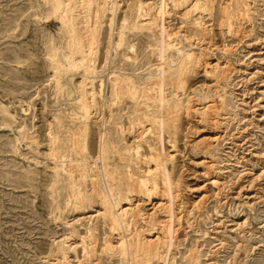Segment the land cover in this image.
Here are the masks:
<instances>
[{
	"label": "rangeland",
	"instance_id": "1",
	"mask_svg": "<svg viewBox=\"0 0 264 264\" xmlns=\"http://www.w3.org/2000/svg\"><path fill=\"white\" fill-rule=\"evenodd\" d=\"M0 264H264V0H0Z\"/></svg>",
	"mask_w": 264,
	"mask_h": 264
},
{
	"label": "bare ground",
	"instance_id": "2",
	"mask_svg": "<svg viewBox=\"0 0 264 264\" xmlns=\"http://www.w3.org/2000/svg\"><path fill=\"white\" fill-rule=\"evenodd\" d=\"M73 1V0H72ZM54 5H56V4H54ZM76 9V8H75ZM165 11V10H164ZM159 12H161L160 10H159ZM88 13V12H87ZM157 14V13H156ZM78 15V14H77ZM74 20H75V17L74 16H71L70 18H68L67 19V21H68V25L69 26H67L68 28H69V31L71 32L70 34L72 35V37L76 40V39H78V37H77V35H78V30L79 29H75V27L73 28V24H74ZM66 21V22H67ZM153 24V23H152ZM82 30H83V33H88V32H90V30H89V28L87 27V26H85V25H83V27H80ZM160 32H161V30H160ZM79 34H81V32H79ZM85 34V35H86ZM88 36V35H87ZM91 36H93L92 34H91V32H90V34H89V37H90V39H89V41L85 44V41H84V46L86 47H88L89 49L88 50H90V47H91V42L93 41L92 40V38H91ZM77 37V38H76ZM80 37H82V36H80ZM85 37V36H84ZM87 39H88V37H86ZM85 38V39H86ZM85 39H83V40H85ZM86 39V40H87ZM83 40L81 41V42H83ZM83 52H85V48L83 47ZM161 51V50H160ZM89 54H90V52L89 51H87ZM180 53H181V51H179ZM86 53V52H85ZM87 53V56L89 55ZM182 54L183 55H186L187 57L188 56H190V54H188V53H183L182 52ZM181 54V55H182ZM182 55V56H183ZM83 56V59L85 58V54L84 55H82ZM90 57V56H89ZM186 57V58H187ZM184 58V57H183ZM85 59H87V58H85ZM167 63V62H166ZM171 65V64H170ZM174 65V64H173ZM95 70V69H94ZM181 70V69H180ZM119 83H120V81L119 80H114V82H113V84H112V87H111V94L112 95H115V96H122V94L124 95V93L125 94H129L132 98L133 97H136L137 95V93H136V91H135V89H133L132 87L133 86H126V87H122L121 86V84L119 85ZM165 85V84H164ZM136 88V87H135ZM160 89H161V87H160ZM141 90V89H140ZM154 90V89H153ZM158 91V90H157ZM124 92V93H123ZM161 93V92H160ZM164 93V92H163ZM128 95V96H129ZM86 100V99H85ZM171 107V106H170ZM151 129V128H150ZM164 165V164H163ZM165 168V167H164ZM117 172V171H116ZM165 172V171H164ZM108 178V177H107ZM141 183H143L144 184V182L142 181ZM142 184V185H143ZM153 187V186H152ZM154 188V187H153ZM108 191V190H107ZM120 192V191H119ZM80 201V200H79ZM102 205H103V211H104V214L106 215V216H108V218H109V220L111 221L110 223L112 224V227H114L115 228V226H117V225H119L120 224V217L121 216H124L125 215V213H126V211H125V209H121L120 207V209H121V211L120 210H118V211H120V213H118V214H114L113 212H111V206H110V204H109V202L106 200V199H104V200H102V203H101ZM168 210H169V208H168ZM130 211V210H129ZM171 211V210H170ZM169 211V212H170ZM172 213V212H171ZM124 218V217H123ZM152 218V217H151ZM156 220H154V222H155ZM159 221V220H158ZM123 222V221H122ZM153 222V223H154ZM157 224V223H156ZM159 224H161V222L159 223ZM167 226V225H166ZM162 227V226H161ZM168 228V227H167ZM165 229H166V227H165ZM119 235H121V234H119ZM118 235V236H119ZM120 237V236H119ZM119 242H117V246H118V248H119V252L121 253V255L122 254H124L127 250H126V244H125V242H124V240L123 239H121V237H120V240H118ZM155 242V241H154ZM109 243V242H108ZM129 243V242H128ZM153 243V241H148L147 240V242H142V245H141V247L143 248V251L144 252H146V253H150L151 252V250H152V244ZM156 243V242H155ZM165 243V242H164ZM136 245H137V243H136ZM139 245V244H138ZM172 245V244H171ZM115 246V245H114ZM113 245L111 246V247H114ZM169 246H170V244H169ZM133 251V250H132ZM136 251V250H135ZM150 255V254H149Z\"/></svg>",
	"mask_w": 264,
	"mask_h": 264
}]
</instances>
